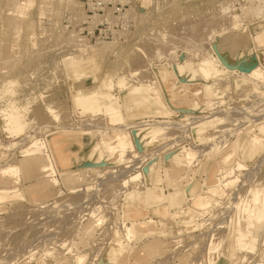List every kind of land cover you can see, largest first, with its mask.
Here are the masks:
<instances>
[{
	"label": "rangeland",
	"instance_id": "1",
	"mask_svg": "<svg viewBox=\"0 0 264 264\" xmlns=\"http://www.w3.org/2000/svg\"><path fill=\"white\" fill-rule=\"evenodd\" d=\"M204 60L220 63L218 76L187 80ZM248 61L264 75V0H0V167H21L27 148H42L49 166L46 193L38 168L0 176V189H16L0 204V264L102 263L107 254L111 264H262L264 223L253 247L234 244L236 230L246 232L242 210L264 186V137L244 155L264 126V77L242 73ZM140 83H158L160 102L125 109L123 93ZM181 93L196 95L194 112L171 98ZM94 95L98 110L84 112L79 97ZM46 129L62 133L48 140ZM175 153L186 162L178 176L168 175ZM57 166L86 181L64 183ZM212 187L208 210L189 213Z\"/></svg>",
	"mask_w": 264,
	"mask_h": 264
},
{
	"label": "bare ground",
	"instance_id": "2",
	"mask_svg": "<svg viewBox=\"0 0 264 264\" xmlns=\"http://www.w3.org/2000/svg\"><path fill=\"white\" fill-rule=\"evenodd\" d=\"M229 10V9H228ZM228 10H226V12H228ZM257 10H258V12H256V15H260V13H261V10L260 9H258L257 8ZM256 10V11H257ZM255 14V13H254ZM262 15V14H261ZM257 16V17H258ZM236 18V17H235ZM234 27H236L235 25H234ZM93 46V45H92ZM91 46V47H92ZM160 55V54H159ZM69 57H71V56H69ZM73 58V57H72ZM67 59V58H66ZM65 59V60H66ZM64 60V61H65ZM69 60V59H68ZM72 60H74V62H73V64L75 63V66H77L78 68H81V67H84V66H82L81 65V62H82V59H81V57H80V55L79 54H76V55H74V58L72 59ZM219 60V59H218ZM220 61V60H219ZM252 61V60H251ZM250 61V62H251ZM218 62V61H217ZM211 62V61H207V60H204V61H202V63L201 64H199L198 66H197V68H196V70L193 72V74L190 76V77H188V78H186L187 80H190V81H193L194 79L193 78H195V77H204V78H208V77H213V78H215V77H217L218 76V70H220L221 68H218L217 67V64H218V66L220 67V63L218 62ZM213 63H215V65L213 64ZM211 64H213V65H211ZM227 66H228V64L227 63H225ZM242 65H241V68H242V73H246V72H248L249 74H251L250 76H248V77H250V78H252V80L253 79H256V80H259V81H261V79L264 77V75H261V74H259V73H257L256 72V68L258 67V66H256V64L252 67V65H251V63H249V61L248 62H243V63H241ZM64 65H66V63L64 64ZM257 65H260V64H257ZM251 66V67H250ZM261 66V65H260ZM229 67V66H228ZM248 67H250V68H248ZM67 68V67H66ZM248 68V69H247ZM258 69V68H257ZM69 70V69H68ZM87 70V69H86ZM173 70H174V73H177L178 75H180V74H183L184 73V67L180 64V63H178V64H175L174 66H173ZM234 70V69H233ZM237 70V69H236ZM71 71V70H70ZM230 71V70H229ZM228 71V72H229ZM66 72H67V69H66ZM220 72H222V71H220ZM224 72V73H223ZM221 74H225L226 72H227V70L226 71H223ZM71 73V72H70ZM70 73H68V74H70ZM221 74H219V77H220V75ZM262 74H264V73H262ZM159 77H160V81H165L164 83L166 84L167 82H168V80H167V78H165L164 77V73H158L157 74ZM185 75V74H184ZM73 76V75H72ZM74 77V76H73ZM246 78V76L244 77L243 76V78H241L242 80H244V81H246V82H249V81H251V79L250 78ZM69 78V77H68ZM75 78V77H74ZM264 79V78H263ZM73 80V79H72ZM76 79H74V81H75ZM237 82V81H236ZM252 82V81H251ZM75 83H77V81L75 82ZM163 83V84H164ZM234 83V82H233ZM186 84H187V82L186 81H180L179 82V87H180V89L182 90V89H186L187 87H186ZM241 84V83H240ZM236 86H238V83H236L235 84ZM76 86H77V84H76ZM103 87V89L102 90H100V91H105L106 93H105V96L106 97H109V98H111V96L109 95V93L107 92V90H108V88H107V86L104 84V85H102ZM233 87H234V85H233ZM94 88H96V87H94ZM242 89V88H241ZM98 90V89H97ZM211 90V87H206V89H205V91H210ZM99 91V90H98ZM110 91V90H109ZM243 91V90H242ZM162 93V91H161V88H160V86H159V84L158 83H154L152 86H150V85H146V84H143V83H140V84H137V85H133L132 87H129L127 90H125V92L123 93V95L124 96H128V99H127V101H126V103L124 104V108L125 109H127V110H129L130 109V107L131 106H133V107H138V108H142V107H144L147 103L151 106V107H153V108H156V105L158 104V102H160V100H159V98L161 97V94ZM0 94H1V91H0ZM85 95V94H84ZM93 96V95H92ZM92 96H83V97H79V99L80 98H82L81 100H80V102L81 103H83V106H82V110L84 111V112H87V111H95V110H98V106H97V99L95 98V95H94V97H92ZM78 97V96H77ZM76 97V98H77ZM172 99H173V101H175L176 103H178V105L179 106H181L182 108H186V109H188V112H194L195 110H196V108L194 107L195 106V103H192V101H194L195 99H197L196 98V95L195 94H193V95H190L189 97H185L182 93L181 94H178V95H175L174 97H171ZM79 99H77V102H78V100ZM110 101H111V99H110ZM109 103H112V102H109ZM107 105V104H106ZM109 105V104H108ZM115 105V104H114ZM164 105H165V103H164ZM116 106V105H115ZM120 106V105H119ZM112 107V106H111ZM4 108V107H3ZM118 108V107H117ZM150 108V107H149ZM50 111H52V109H50V107L48 108ZM48 110V111H49ZM151 110V109H150ZM49 111V112H50ZM113 111V110H112ZM112 111H109V116H111V113H113ZM187 111V110H186ZM48 112V113H49ZM146 112V111H145ZM149 112H151V111H149ZM50 113H52L51 115H54L53 114V112H50ZM88 113V112H87ZM146 113H148V112H146ZM142 115V114H141ZM150 115V114H149ZM152 115V114H151ZM3 116V115H2ZM57 117V116H56ZM56 117H54V118H56ZM0 120H3V119H1V116H0ZM45 127H47V126H45ZM201 127L202 126H198V127H195V130H196V128H198V129H201ZM205 128H206V126H204ZM48 128V127H47ZM62 130V129H61ZM63 130H65L64 128H63ZM264 126L263 127H260V128H258L257 130H256V132H255V136L254 137H251L250 138V141H249V144L251 145L250 146V148H248L246 151H245V154L244 155H246V154H248L247 153V151H251V149L253 148V149H259L260 147H262L263 145H262V141H263V137H264ZM46 131H47V129H46ZM45 130H44V132H45V135H46V139H50V137H52V136H54V135H57V134H59V133H62V131H56V132H51V131H47L46 132ZM143 131V130H142ZM194 131V130H193ZM192 131V132H193ZM198 131H200V130H196V131H194V133H193V137L195 136H197L198 135V137L196 138L197 139V141L199 142V139H200V136H199V134H196V132H198ZM140 132H141V130H140ZM136 133H137V131H136ZM142 133V132H141ZM145 133H146V131H145ZM198 133H200V132H198ZM87 134V133H86ZM142 134H144V133H142ZM195 134V135H194ZM135 135H137V136H140V138L138 137V139H136L137 141H138V143H140L139 142V139H140V141H141V143H145L144 142V139H146L145 138V135H139V133L138 134H135ZM137 136H135V137H137ZM147 137V136H146ZM195 137H194V139H195ZM144 138V139H143ZM99 141V140H98ZM146 141V140H145ZM195 141V140H194ZM201 141V140H200ZM106 142V141H105ZM196 142V141H195ZM102 143V142H101ZM140 143V145H142ZM98 144V143H97ZM110 143H108L107 145H109ZM99 148V147H98ZM102 148V147H101ZM106 148V149H105ZM104 148V151H106L107 150V147H105ZM111 149H113V148H111ZM34 150H36V152L35 153H33V151ZM102 150H103V148H102ZM114 150V149H113ZM42 148H27V149H23L22 151H21V155H22V158H23V160H21V162H22V165H21V167L20 166H9V165H6V166H3V167H0V176H2V177H9V178H11V177H18L19 175H20V173H21V170H24V172H27V174H29V173H31V172H33V170H35L36 168H38V172H39V177H38V179L39 180H41V182L39 183V185H38V190H39V193H40V191L41 192H44V193H46L47 191L46 190H44V189H42V187L44 186V184L46 183V179H47V177H49V176H46V174L49 172V166L47 165V163H48V161H47V159H46V156L45 155H42ZM108 152V151H107ZM110 152V151H109ZM115 152V151H114ZM95 155V154H94ZM107 156H108V154H107ZM114 156H116L115 154H113V157ZM186 156V155H185ZM184 155H183V158L185 157ZM107 158H109V159H112V158H110L109 156L107 157ZM106 158V159H107ZM116 158H117V156H116ZM119 158V157H118ZM179 158H181V157H179L176 153H175V155L172 157V159L170 160V163H171V165H170V167H169V170H168V175H170V173H171V175H173V176H178L180 173H181V170L179 169V167H181V168H183L181 165H183V164H185L186 162H185V160H183V162H182V164H181V162H180V160H179ZM232 160H233V154L232 153H228V154H226V155H224V157L222 158V164L225 166V167H230L231 166V164H232ZM114 161H115V159H114ZM103 162V161H102ZM101 162V163H102ZM109 162V161H108ZM89 163H90V166H89V169L88 170H86V171H88L89 172V170L91 171V173H95L96 174V172H95V169H93L94 167H97V166H94V167H92V165L93 164H95V163H92L91 161H89ZM104 163V162H103ZM102 163V164H103ZM109 163H111V161L109 162ZM169 163V164H170ZM105 164V163H104ZM20 165V164H19ZM108 165V164H107ZM111 165V164H110ZM113 165V164H112ZM103 166V165H102ZM102 166H100V167H102ZM105 166V165H104ZM58 167V166H57ZM59 169H61L60 170V172H59V177H60V180H62L64 183H66V184H70V183H72V182H81V183H83V182H85L86 181V179H85V177H83L82 176V174H80L81 173V171L82 170H77V171H69V169H67V168H60V167H58ZM98 168H99V165H98ZM98 168H96V169H98ZM233 169V168H232ZM231 169V172L229 173V174H226V176H225V179L227 180V178H229L230 179V176L232 175V173H233V170ZM37 171L34 173V175L37 173ZM85 172V171H84ZM186 172H188V171H186ZM185 172V173H186ZM90 173V172H89ZM167 173V172H166ZM165 173V174H166ZM183 173V172H182ZM97 174H98V172H97ZM33 176V175H32ZM167 176V175H166ZM37 177V176H36ZM182 177H183V175H182ZM185 177V176H184ZM172 178H174V177H172ZM33 179H35L34 177H33ZM24 180H25V177H24ZM17 181L18 180H16L15 182L14 181H11V182H14V184L15 183H17ZM30 181V180H29ZM33 181V180H32ZM31 182V181H30ZM48 182H50L51 184H54V183H56L55 182V180L54 179H49L48 180ZM29 183V182H28ZM5 184V183H4ZM106 184V183H105ZM175 184V183H174ZM173 184V185H174ZM13 185V184H12ZM225 186H227L228 187V185L225 183L224 184ZM224 187V186H223ZM173 188V187H172ZM78 189V187L77 188H74V189H71V191H73V192H75V190H77ZM69 190V189H68ZM104 190V189H103ZM256 190H258V189H256ZM16 191V189L15 188H3V189H0V204H2V203H4V201H6V200H8V199H13V198H15V194H14V192ZM78 191V190H77ZM206 191V193L205 194H207V195H209L208 197H204V196H202V195H196L194 198H193V201H192V208H188L189 209V213L191 212V213H194V214H199V212H206L207 210H208V208L210 207V202H211V200H212V198L213 197H215V195L217 194V189L216 188H214V187H212V188H209V190L207 189V190H205ZM192 192H194L193 190H192ZM199 192V191H198ZM72 193V192H71ZM75 193H77V192H75ZM74 193V194H75ZM80 193V192H79ZM253 193V200H252V203H253V205L255 206V208H245V210H242L243 211V213H244V221L243 222H245V233L244 232H242L241 231V229L240 230H236V232H238V234H237V236L238 237H236L235 238V240H234V244L235 245H237V247H239V248H244V247H246V242L245 241H247L248 239L250 240V239H252V244H250V247L252 246H254V244L255 243H257L255 240H256V238L254 239V238H251V236L253 235L252 233L254 232V230L256 229V227L257 226H259V225H261L262 223H264V186L263 187H261V190H259V191H254V192H252ZM17 194V193H16ZM201 194H202V192H201ZM101 195V194H100ZM176 196V195H175ZM194 196V195H193ZM87 197V196H86ZM79 198V197H78ZM177 198H174V203H177L178 202V200H176ZM72 200V199H71ZM74 200V199H73ZM74 202V201H73ZM174 203H172V204H174ZM113 204V203H112ZM175 209H176V207H175ZM107 210V209H106ZM100 211V210H99ZM107 212V211H106ZM242 213V212H241ZM109 215V214H108ZM112 215V214H111ZM193 220V219H192ZM239 221V220H238ZM237 223V222H236ZM123 226H124V224H123ZM130 227V226H129ZM125 229V228H124ZM5 231V230H4ZM70 231V230H69ZM68 231V232H69ZM127 234H126V237H127V239L128 240H131L132 238H134L135 237V233L133 232V230L131 229V228H128L127 230ZM103 233V232H102ZM77 234V233H76ZM103 235V234H102ZM105 235V234H104ZM253 237V236H252ZM155 238H157V236H155ZM159 238V237H158ZM151 239V238H150ZM259 239V238H258ZM159 242V241H158ZM94 243V242H93ZM248 246V245H247ZM93 248V247H92ZM95 249V248H94ZM246 249V248H245ZM100 250V249H99ZM95 251V250H94ZM70 253V252H69ZM35 255V254H34ZM61 255V254H60ZM59 255V256H60ZM97 255V254H96ZM99 255V254H98ZM97 255V256H98ZM58 256V257H59ZM75 256V255H74ZM99 257V256H98ZM76 258H77V256H76ZM82 258V257H81ZM81 258H80V260H81ZM96 258V257H95ZM100 258V257H99ZM109 258H110V256L107 254V256L106 257H104V259H102L101 261H102V263H100L99 262V259H91V260H93V262H91V263H89V264H103V263H105V264H111L110 262H109ZM262 258V257H261ZM33 259V258H32ZM56 259V258H55ZM211 259V258H210ZM209 259V260H210ZM262 260H263V262H262V264H264V255H263V258H262ZM77 261H78V264H80L79 263V256H78V259H77ZM211 261V260H210ZM166 263H167V261H166ZM215 263V262H214ZM58 264H63L62 263V261H60V262H58ZM260 264V263H259Z\"/></svg>",
	"mask_w": 264,
	"mask_h": 264
}]
</instances>
